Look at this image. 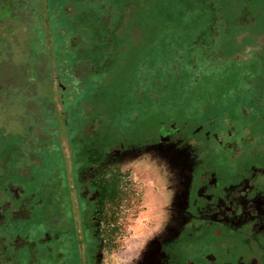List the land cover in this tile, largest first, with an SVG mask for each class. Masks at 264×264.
I'll use <instances>...</instances> for the list:
<instances>
[{
  "label": "rangeland",
  "instance_id": "rangeland-1",
  "mask_svg": "<svg viewBox=\"0 0 264 264\" xmlns=\"http://www.w3.org/2000/svg\"><path fill=\"white\" fill-rule=\"evenodd\" d=\"M33 1L40 13L36 24L27 29V19L22 20L16 34L7 36L18 44L0 48L1 167L10 175L25 170L31 181L55 171L66 180L73 168L85 167L89 149L113 148L87 173L90 178L95 171L116 170L121 182L117 200L97 221L100 264H183L196 257H220L213 244L231 249L230 263L244 258L224 226H202L213 213L191 205L198 218L194 222L188 208L191 198L196 200L190 196L195 179L208 183L217 177L227 185L245 179L242 173L249 166L264 168V152L242 154L232 162L236 152L226 149L228 137L214 140L222 131L218 125L228 130L229 124H253L264 115V46L259 38L250 34L235 41L239 28L224 29L227 18L217 0ZM0 3L4 17V0ZM221 32L223 38L214 42L212 37ZM44 34L54 46L50 51ZM28 41L46 53L36 72L31 70L37 92L19 97L13 90L27 80L21 75ZM4 71L13 77L5 93ZM57 79L66 83L58 106L53 101ZM35 110L42 112L40 118ZM171 122L180 127L182 147L171 140L166 150H157L163 140L145 141L160 124ZM37 132L43 136L38 140L32 135ZM210 132L212 141L205 139ZM124 142L131 145L122 149ZM16 162L27 167L15 169ZM194 223L203 231H191ZM260 226L254 223L255 240ZM216 230L219 240L214 239Z\"/></svg>",
  "mask_w": 264,
  "mask_h": 264
},
{
  "label": "flooded vegetation",
  "instance_id": "flooded-vegetation-1",
  "mask_svg": "<svg viewBox=\"0 0 264 264\" xmlns=\"http://www.w3.org/2000/svg\"><path fill=\"white\" fill-rule=\"evenodd\" d=\"M217 1L220 10L225 12L224 17L227 18V25L224 29L228 31L233 27L239 28L235 41L241 42L251 34L259 38L264 46V0ZM1 4L0 11L3 8ZM33 6H35L33 0H4V17H0V48L6 49L8 46L13 47L18 44V41L13 37V41L8 42L7 36L16 34L22 20L27 19V29H32L36 24L40 13ZM228 15L231 17L228 18ZM109 21L110 19H108ZM222 36L221 32L218 36H213L212 40L219 42L223 38ZM43 37L45 44L51 47L46 46L47 51H50L54 46L46 34ZM109 45L110 43H107V49L111 48ZM25 46L27 52L25 57L28 56V61L21 76L23 80L25 78L27 80L13 90L19 97L27 96L33 91L37 92L36 86L32 84L36 76H32L31 70L36 72L40 55L46 53L42 48L37 50L35 42L28 41ZM40 51L41 53H39ZM51 52L53 53V51ZM60 52L66 54V51H59V54ZM8 66L9 63L4 61V67ZM11 77L7 71H4V93L9 92L8 88L11 87H8L11 85L9 79H13ZM65 86L66 83L61 82L60 79L53 82L55 91L53 101L57 106L61 104L59 96L61 91L66 90ZM0 96L3 98V92H0ZM241 111L242 114L248 112V110H244L245 113L243 110ZM40 113H42L40 110H35L34 116L40 118ZM217 128V131H222L214 135V140H217L219 136L221 138L222 135L228 137L229 144L225 146L226 149L236 152V155L231 159L232 162L242 154L250 156L256 152L259 155L264 152V115L255 119L253 124L240 123L239 126L229 124L228 130L224 128V125H218ZM32 135L36 140L43 137L38 132L32 133ZM248 135L255 137L256 142L248 138ZM153 138L158 141L163 140V142H159L157 150H166L169 146L168 142L171 140L175 141L172 144H177L180 147L185 143L184 139L182 140L183 136L179 125L172 122L169 125L160 124L154 130L153 136L145 141H151ZM212 138V132L205 135V139H209L208 141H212ZM253 144L259 145L258 148L261 149H256L257 145L254 147ZM130 145L124 142L120 147L125 149ZM112 149L109 148L106 151L97 148L89 149L87 151L88 162H85V167L75 168L76 172H73V168L71 174L69 172L70 177L66 175V180L55 171L47 173L39 180L31 181L29 173L25 170L10 175L9 171H6V168L1 167L0 164V168H3V171L0 172V264L101 263L103 246L97 221L103 219L107 205L117 200L121 182L118 180L119 172L116 170L95 171L90 178L87 173L91 167L99 166L104 162ZM82 150L83 148L80 151ZM19 151H21L20 148L16 150V153ZM193 158L195 165L201 164L196 152ZM31 159L40 163L37 157H31ZM248 160L249 157L246 163ZM33 163L36 164V162ZM32 166L40 167L41 164H37V166L32 164ZM14 167L22 169L27 166H21L16 162ZM209 172L216 175L215 170H209ZM242 175L247 177L227 185H223L222 180L217 177L208 183L203 182L201 178L195 179L190 196L195 194L196 200L193 203L191 198L188 214L196 222L198 218L192 211L191 205H194V208H201L203 212L213 213V216L210 219L208 217L207 222L205 221L206 223L202 226L206 225L205 227H207L208 224L214 222V224H220L226 228V233L231 234L230 240L233 241L234 248L242 250L244 254V258L237 256L234 264H264V179H262L264 168H250L249 166ZM106 201L108 204L105 207L104 202ZM202 220H206V218ZM255 222L261 224L256 240L253 238ZM203 227L197 229L194 223L190 229L197 234L203 231ZM217 231L214 232V239L219 240ZM192 244L195 243H191L190 246ZM216 245L213 244V248L220 257L210 255L205 260L196 257L190 259L188 263L187 261L183 262V264H233L228 261L231 257V249L223 250L219 245ZM176 247L180 253L182 246L177 245ZM183 247L185 248V245ZM186 250L188 251V249ZM179 253H175V255L177 256Z\"/></svg>",
  "mask_w": 264,
  "mask_h": 264
},
{
  "label": "trees",
  "instance_id": "trees-1",
  "mask_svg": "<svg viewBox=\"0 0 264 264\" xmlns=\"http://www.w3.org/2000/svg\"><path fill=\"white\" fill-rule=\"evenodd\" d=\"M108 204V201L104 202V206L106 207V205Z\"/></svg>",
  "mask_w": 264,
  "mask_h": 264
}]
</instances>
